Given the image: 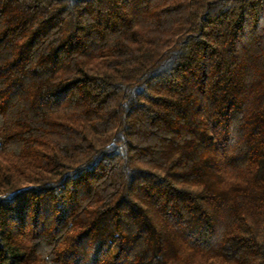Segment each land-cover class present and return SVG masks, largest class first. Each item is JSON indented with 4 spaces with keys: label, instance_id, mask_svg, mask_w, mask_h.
<instances>
[{
    "label": "trees",
    "instance_id": "obj_1",
    "mask_svg": "<svg viewBox=\"0 0 264 264\" xmlns=\"http://www.w3.org/2000/svg\"><path fill=\"white\" fill-rule=\"evenodd\" d=\"M264 264V0H0V264Z\"/></svg>",
    "mask_w": 264,
    "mask_h": 264
},
{
    "label": "rangeland",
    "instance_id": "obj_2",
    "mask_svg": "<svg viewBox=\"0 0 264 264\" xmlns=\"http://www.w3.org/2000/svg\"><path fill=\"white\" fill-rule=\"evenodd\" d=\"M195 259H196V262H195V264H202V261H201V260H199V257H195Z\"/></svg>",
    "mask_w": 264,
    "mask_h": 264
}]
</instances>
